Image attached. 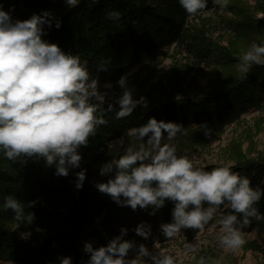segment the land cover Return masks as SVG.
<instances>
[{"label":"trees","instance_id":"obj_1","mask_svg":"<svg viewBox=\"0 0 264 264\" xmlns=\"http://www.w3.org/2000/svg\"><path fill=\"white\" fill-rule=\"evenodd\" d=\"M0 3L5 11L15 9L11 13L13 20H26L33 13L51 11L55 17L53 27L44 26L47 35L42 39L58 44L65 54H78L82 62L88 61L90 77L98 79V85H116L127 75L133 98L143 96L148 102V108L137 107L124 120H117L115 112H105L107 125L97 126L88 146L78 149L82 163L80 168L70 170L68 177L54 175L55 165L46 167L42 157L21 154L8 159L0 147V264H59V256H71L73 264H82L89 258L83 252L85 242L93 248L106 245L104 239L121 236L122 228L127 229L122 240L135 238L134 230L141 222L145 227L163 231L162 224L174 223L175 202L166 200L159 209L149 206L146 210L132 211L118 207L94 187L95 183L106 182L114 176V172L100 176L102 164L118 159L128 147L138 149L141 141L130 135L129 129L146 124L150 117L180 125L181 131L175 138L168 140L165 132L161 141V144L185 146L177 155L180 156L191 146L208 143L211 134L221 132L242 115L258 111L264 105V66L255 64L247 73L229 71L213 90L195 99L169 95L161 86L147 89L140 81L161 51L184 35L186 21L192 16L178 0H78V6L71 9L64 0H0ZM215 5L213 0H208L207 9L198 14L208 12ZM257 10L264 12L262 2ZM240 12L245 33L255 39L262 22L253 19L243 8ZM56 20L62 22L59 30L55 28ZM199 50L206 51L204 47ZM104 68L107 70H101ZM114 106L118 111L119 107ZM96 115L99 117L101 112ZM185 130L187 135L183 134ZM147 139L144 138L145 143ZM230 156L236 165L233 171L247 176L253 190L264 189L263 157L246 158L239 150ZM196 167L211 171L218 166ZM81 169H87L86 180L82 189L77 190L75 174ZM8 195L24 205V217L35 213L31 224L23 217L21 221L14 220L15 213L4 208V197ZM30 201L36 202L33 207H28ZM209 207L207 202H202V210ZM192 208L189 205L186 211ZM252 209L257 210V215H264V193L249 211ZM230 211L237 216V223L243 224L244 214ZM153 212L154 215L150 214ZM215 220L213 215L203 229ZM248 220L249 224L244 227L255 229L264 245V219L249 216ZM200 230L180 229L190 235Z\"/></svg>","mask_w":264,"mask_h":264},{"label":"clouds","instance_id":"obj_2","mask_svg":"<svg viewBox=\"0 0 264 264\" xmlns=\"http://www.w3.org/2000/svg\"><path fill=\"white\" fill-rule=\"evenodd\" d=\"M64 2L70 9L78 6V0ZM178 2L189 16L197 15L208 5V0ZM213 3L223 11L229 0H213ZM14 10L5 11L0 3V147L8 159L21 154L42 157L46 167L55 165L54 175L68 177L70 169L80 168L82 163L78 149L88 146L89 137L96 135L97 126L107 125L104 113L115 112L117 120L127 118L137 107L148 108L147 98H133L132 90L125 87V75L118 81L124 88L115 102L119 110L115 111L112 103L104 109L106 94L98 91V79H91L88 61L82 62L78 54H65L58 44L42 39L47 35L44 26L53 27V13L44 10L40 14L33 13L26 20H13ZM61 27L62 22L56 20L55 28ZM241 60L243 63L236 67L242 73H247L253 64L264 66V44L253 43ZM92 100L98 103L90 102ZM97 112H101L99 117ZM180 131V125L158 121L155 117L129 129V134L141 141L138 149L128 147L118 159L102 164L99 175L114 172V176L106 182L95 183L94 187L118 207H128L132 211L146 210L149 206L159 209L166 200L175 202L174 223L161 225L168 238L177 235L181 227L203 229L225 201L234 213L244 214L242 227L249 224V216L264 219V215H257L256 209L249 211L252 204L261 199L264 189L253 190L247 176L233 171L236 166L233 161L222 162L211 171H205L194 165V158L177 156L174 144H161L165 132L167 139L172 140ZM183 134L187 135V131ZM145 137H148L146 143ZM86 173L87 169H81L75 174L77 190L82 189ZM4 201V208L15 213L14 220L21 221L23 217L32 223L35 213L24 217V205L20 201L12 195L5 196ZM202 202L215 207L202 210ZM35 203L30 201L28 207ZM189 205L193 208L186 211ZM236 222L234 214L220 221L228 232L221 243L232 249L244 244L240 230L232 227ZM134 231L144 239L149 236L144 222ZM126 234L127 229L122 228L121 236L98 248L85 242L83 252L89 258L82 264H143L140 257L149 255L143 244L137 258L125 259L133 247L129 241L121 242ZM57 259L59 264H73L71 256ZM157 264H173V259L165 256Z\"/></svg>","mask_w":264,"mask_h":264},{"label":"rangeland","instance_id":"obj_3","mask_svg":"<svg viewBox=\"0 0 264 264\" xmlns=\"http://www.w3.org/2000/svg\"><path fill=\"white\" fill-rule=\"evenodd\" d=\"M260 2L264 4V0H229L228 7L223 11L217 4L208 12L190 17L186 21L183 37L161 51L155 64L140 77V81L145 83L147 89L161 86V90L169 95H184L191 99L209 93L229 71L233 74L240 72L236 65L243 63L241 57L253 43L264 44V12L257 10ZM240 8L262 22L260 33L255 39L243 29L244 19ZM203 47L205 52L199 50ZM130 82L126 80L125 87L131 90ZM98 91L106 94L105 107L108 103L116 105L124 88L119 84L111 87L98 85ZM90 102L98 103L95 100ZM209 139L204 145L191 146L182 155L194 158L195 166H220L222 162L232 161L230 155L235 150H239L246 158H264V105L258 111L242 115L236 123L221 132L211 134ZM172 144L177 148L176 155L185 147L178 143ZM230 209L229 202L225 201L213 214L215 222L194 235L179 231L168 238L163 231L144 226V230L149 232L147 239L138 235L121 239V242L129 241L133 245L125 259L137 258L140 245L143 244L149 253L140 257L143 264H157L165 256H170L173 264H264V245L253 228L242 227L236 222L232 227L240 230L244 244L232 249L221 243L222 237L228 232L220 221L232 213ZM111 240L105 238V244Z\"/></svg>","mask_w":264,"mask_h":264}]
</instances>
